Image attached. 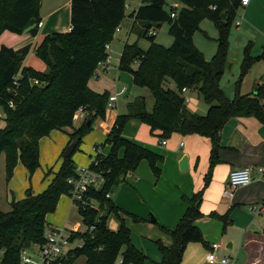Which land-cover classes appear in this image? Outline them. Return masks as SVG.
<instances>
[{"label": "trees", "instance_id": "16d2710c", "mask_svg": "<svg viewBox=\"0 0 264 264\" xmlns=\"http://www.w3.org/2000/svg\"><path fill=\"white\" fill-rule=\"evenodd\" d=\"M168 1L141 0L132 14L130 33L147 40L149 47L143 50L136 42L126 43L118 69L131 74L135 87L149 90L152 108L147 110L144 98L137 97L126 105V113L115 117L103 143L109 147V153L97 154L89 165L92 171L103 177L104 183L98 190L89 189L85 196L88 203L93 199L107 213H114L119 218L121 210L110 200L109 193L123 183L141 161H146L155 178H159L158 164L163 161L162 156L123 137L129 120L148 126L150 134L158 132L155 136L162 141L172 134L209 139V167L203 177V187L191 197H182L186 209L173 229L159 226L171 239V245L164 246L160 240L156 241L161 255L156 264H179L189 243H204L195 223L203 217L200 212L203 193L210 183L213 168L220 163L219 132L224 124L237 117H255L264 123L263 87H257L253 97L239 93V84L252 63L264 58V45L258 58L250 57L245 51L233 99H228L219 85L227 64L229 32L240 8V0H173L181 8L166 11ZM125 2L71 0L69 31L45 36L34 49L35 56L45 65L44 71L23 66L29 46L19 50L0 47V105L5 112V117L0 120L4 122L0 128V154H4L7 180L12 177L18 162L32 175L39 168V140L52 131L64 132L73 127L74 113L79 108L86 113L84 123L68 134L67 145H73L72 153L64 158L67 147L64 149L62 163L47 189L38 194L26 190L23 199L12 200L9 212H0V264H19L22 250L41 244L48 228L46 216L55 211L60 196H70L72 186L67 180L77 178L78 169L72 155L79 150L82 138L91 131L92 123L97 118L104 119L109 98L108 92H93L88 82L98 63L108 57L106 47L125 18ZM40 7L41 0H0V35L5 31L22 35L24 29L36 24V28L29 32L35 37L41 22ZM173 12L175 16L171 18ZM206 19L218 31L217 50L210 61L204 59L192 40L200 23ZM163 23L168 24V33L173 38L169 47L155 42L154 30ZM134 62H138L136 70L131 69ZM33 80L40 84L33 85ZM169 83L174 84L175 90L167 88ZM182 88L198 91L208 106L205 115L187 109L180 93ZM10 99L14 108L6 105ZM87 120H90L89 126ZM73 204L84 224L93 230L91 234H81L82 247L71 250L66 261L61 260L58 264H73L78 257L84 258V264L143 263L145 256L131 245L129 230L123 222L117 231L112 232L106 227V215L98 216V211L93 208ZM260 206L264 213V197ZM132 217L135 221L140 220ZM208 217L221 221L223 228L228 220L227 215L219 216L214 212ZM119 259L121 263H118Z\"/></svg>", "mask_w": 264, "mask_h": 264}, {"label": "rangeland", "instance_id": "374dc122", "mask_svg": "<svg viewBox=\"0 0 264 264\" xmlns=\"http://www.w3.org/2000/svg\"><path fill=\"white\" fill-rule=\"evenodd\" d=\"M59 1L60 3H66L67 0ZM44 2L45 4L42 9V24L44 26H39L37 36L32 37L29 33H27L26 35H17L10 32H3L7 34V37L2 39L3 33L0 35V47L7 45L14 50H19L25 46H29V52L23 61V66L30 67L34 70H39L42 67L40 60L34 54V49L37 44L40 43V40H42L45 36L49 35V32L48 34H45L46 23L48 21L47 18L44 17V15L46 13L45 10L47 9L48 5L46 4V1ZM140 3L141 0H126L125 19L120 25V32H116L114 34L113 41L111 42L108 50L109 70L105 73L101 69H98L100 75V78L97 80L98 83L95 82L96 80H91V86L95 87L96 89H98V87H103L102 83L104 79L109 85V87L111 86L114 89L115 85V90L117 91L121 90V88L124 87L127 89V92H125V95H122L118 98V101L114 108L110 109L107 108L108 106L106 107V118H97L91 125V131L82 138L81 147L72 155L73 162H78V165L80 167H84L83 165H87L89 161H92L96 153H99L101 155H107L109 153V148H107V145H103L104 138L103 135L100 133L99 128V123L101 124L107 121L108 114H123L125 112V105H127L137 97L144 98L147 110L150 111L152 108L153 99L149 90L145 88L135 87L133 83L130 84L129 78H131V74L128 72H124L127 75L125 74L120 81H117V77L119 76V74L117 72L118 69L114 66H117L119 56L122 53L123 47L126 43L133 44L136 42L138 47L143 50H146L149 47V42L147 40L138 38L135 33H130L131 23L129 15L140 6ZM171 7L178 11L181 8V5L177 2H174L173 0H169L168 5L165 7V10L169 11ZM240 11L241 9L239 8L235 20L239 19ZM51 19H53V21L55 22V28L53 31H55L56 33L68 32L67 27L69 26L68 24L70 21V12L67 11L66 7H64L61 11L53 15ZM234 22L231 27L232 36L237 32H242L244 27V24H242L238 29H236ZM154 33L155 42L157 44L163 47H169L172 44L173 38L168 33L167 23H163L159 29L154 30ZM22 36H27L24 43L21 41L18 42L19 37ZM230 37L228 38L229 45L227 50V64L224 73L221 77L220 85H222L223 90L229 95V98L233 99L236 93V84L239 81L240 77L241 62L240 65H238V58L241 54V51H243V46L237 44L234 45L233 39H230ZM217 39L218 31L216 30L214 25L207 19L203 20L200 23L199 31L195 32L192 38L193 45L200 53H202L206 61H210L216 53ZM258 52H260L259 47L256 50L254 48V50L252 51V53ZM230 64L232 66L231 68H228ZM131 69H137V64L135 62L131 65ZM39 84L40 83L38 82V85ZM167 88L175 90V86L173 83H169L167 85ZM186 95L187 97H189L190 100V102L186 104V107L190 110L196 109V111H199L198 113H202L197 115H205V105L198 91L194 89L191 93H188ZM84 121L85 119L75 118L73 121V127L66 128L64 132H59L60 134L56 132L53 135H48L47 137L49 140H42L39 145V168L36 169L32 175H30L27 170L22 166V164L18 162L13 170L12 177L10 178V180H7L4 166V154H0V212H9L11 210L10 203L12 202V200L18 201L23 199L26 190L30 189L32 193L38 194L47 189L50 181L53 178L54 173L58 171L62 163V153L64 149L68 147V145H66L63 150H58V154H56L57 149L55 147V144L58 141L56 139V142L53 143L51 141V138H54L57 134H59V136L67 137L66 140H68V134H71L74 129H78L84 123ZM133 122L136 125H133L132 123H128V126L125 125L127 126L126 128H124L126 129L125 134L135 133L134 135H137L138 138H136L137 140H129H132L133 142L159 155H161V151L165 149V145L167 143L172 144L174 140L173 137L165 139L164 141L166 142V144L162 145V140L158 139L157 137L151 136L148 128L144 124L140 123L137 120H134ZM3 126L4 122L1 121L0 128H3ZM186 140L187 139L180 137L178 139V144L181 142H186ZM97 146L102 147V149L97 150L95 148ZM92 149H96L97 152H93ZM182 149L183 148H180V151ZM121 155L122 151L119 152V156ZM164 161H166V159ZM75 165L77 168H80L79 166H77L76 163ZM147 166L148 172L152 177L151 184H149L148 192L143 191L141 188L140 190H138L137 188H132V186L134 187V181L131 180L130 177H128L123 183L118 185L112 192L109 193V196L111 197L110 200L114 203L115 194H117L122 184H124V188H127L128 190V193L126 195L122 194L123 205L121 206H123L125 209L122 207L119 208L114 203V205L121 210L119 213V218H117L114 213H107L106 209H103L101 206H99V204L93 199L89 202L88 207L97 210L99 213L98 216H107L106 227L112 232L117 231L121 222H123L125 227L129 230L131 245L140 252H142V254L145 256V259L142 264H156L161 260V255L158 251L156 241H164L166 239L165 237L167 236L159 228V226H161V222L158 220L156 214L158 212L156 209L161 210V204L165 203L166 201L172 200L174 197V193H172V195L168 193L166 196H164V198L161 197V186L163 187L162 190H164L165 188L167 190H170L171 186L169 183L171 182L169 180H166L167 182H161L160 180V182L156 184L157 180L153 175L149 165ZM87 167L88 166H85V168ZM159 167L161 170V163ZM165 176L167 179H172L171 176H169L167 173H165ZM183 194L188 197V193L183 192ZM182 197L183 196H181V200ZM241 203L251 204L244 205ZM241 203L237 206L234 204L233 209L230 211H224V214L228 215L231 220H233V213L235 212V224H233V226L231 224L227 226L225 234H223V228L219 221H215L216 224L214 225L210 224L202 226L208 234H212V237L214 238L213 241L222 246L218 251V254L215 253V256L218 259L224 257L229 258L231 262H234V264H246L247 256L244 248L242 247L244 232L253 234L255 231H257L259 235H262V230L264 229V214L259 211L258 204L249 201H244ZM149 205H151V207H155V210H152ZM143 207H145L146 209L142 210ZM254 207L256 208V210L251 209ZM132 211H139L140 213L144 214L143 218L138 217L139 215L133 213ZM132 216H136L140 218V220L135 221ZM46 218L47 221L55 227L64 228L67 231H71V233L73 234L72 238L74 242L77 245H80L79 248L82 247V238H80V235L86 232H89L91 234L93 230L92 227H87L84 224L82 217L78 213V208L73 204V198L70 196H60L55 211L51 214H48ZM151 218H154L156 222H152ZM174 227L175 226H173V228ZM229 242L232 244L231 249L226 248V245ZM34 246L35 245H33L31 248H33ZM206 254H208V249H205L200 243L196 245L194 243L186 249L185 253L183 252L182 260L179 264H208L205 261ZM262 256L264 257V254ZM73 264H84V258L78 257Z\"/></svg>", "mask_w": 264, "mask_h": 264}, {"label": "crops", "instance_id": "0c3cea01", "mask_svg": "<svg viewBox=\"0 0 264 264\" xmlns=\"http://www.w3.org/2000/svg\"><path fill=\"white\" fill-rule=\"evenodd\" d=\"M44 1H46V4L48 5L47 9L45 10L46 13L44 15V17L47 18V21H48L46 23L45 34L46 33L48 34V32L49 34L56 33L55 31H53L55 28V22L51 18L53 15L61 11L64 7H66L67 11L70 12V1L71 0H67L66 3H63V2L60 3L59 0H41V7H40V13H39L40 19H41L40 26H44L42 24V21H43L42 9L45 4ZM125 8H126V4H125ZM135 11L136 9L129 15V19L131 23L130 28L133 23L132 14ZM236 21L240 23L238 27L235 26L236 29H238L242 24H244L243 30L242 32H237L232 36L231 29H230L229 37L231 36L230 39H233L234 45L237 44V45L243 46V51H241V54L238 58L239 60L238 65H240V62H242V59L244 57L245 51L252 58H258L262 54V51H263L262 47L264 45V0H251L246 7L241 8V11L239 13V19L235 20V22ZM68 25L69 26L67 27V31H69L70 29V21ZM118 32H120V30ZM2 36H3L2 39H4L7 37V34L3 33ZM26 37L27 36L19 37L18 42L21 41L24 43ZM41 41L42 40H40V42ZM39 44L40 43H38L37 46ZM2 45H5V44H2ZM5 46L9 47L7 45ZM258 47L260 48V52L252 53L254 48L256 50ZM40 63L42 67L41 69L37 71H44L45 66L41 61ZM118 64H119V59L117 62V66L114 65L115 68L117 69H118ZM231 66L232 65L230 64L228 68H231ZM98 69H101L103 72L106 73L109 70V66L107 69L97 68V70H95V73H94V75L97 74V76L93 75V77L88 82V87L93 92L98 93V94L108 92V94L111 95L114 92H119L115 90L116 89L115 85H114V89L111 86L109 87V85L106 83L104 79L102 83L103 87H98V89H96L95 87L91 86V80H96L95 82L98 83L97 80L100 78ZM117 72L119 74V76L117 77V81H120L126 73L119 71V69L117 70ZM130 77L131 78H129L128 76L130 80V84H132V76ZM259 86L263 87L264 89V58L257 59L256 61L252 63L250 69L247 71V73L242 78L239 84V93L241 95H250L253 97L256 95L257 87ZM220 88L228 99H232V98H229V95L223 90L222 85H220ZM126 90L127 89L125 88V92H127ZM192 91L193 90H186L183 96L187 97L186 94L191 93ZM122 95H125V93L117 97L115 105L118 101V98ZM262 102H264V90H263ZM204 105L206 109L205 112H207L208 106L205 103ZM187 109L192 113L202 114V113H198L199 111H196V109H192V110H190L189 108ZM126 111L127 110H126V105H125L124 113H126ZM116 116L117 115L108 114L107 121L101 124L99 123L100 133L103 135L104 140H105L106 135L109 133L110 128L112 127ZM133 121L134 120H129L126 123V125L128 126V123L129 124L132 123L133 125H136ZM127 126H125V128ZM146 127L149 130V127L148 126ZM56 132L59 133L60 131H52L50 132L49 135H53ZM125 133H126V129H124L123 131V137L125 138L132 139V140H135L136 138H138L137 135H134L135 133H131L132 135L130 133L128 134H125ZM59 134L55 136L56 138L54 137L55 139L51 138V141L53 143L56 142L55 141L56 139L58 141L55 144V147L57 149L56 154H58V150H63L69 141V138L68 140H66L67 137L59 136ZM157 134L158 132H154L153 134H150V135L153 137H156L155 135ZM171 137H173L174 139L172 144L167 143L165 145V149L161 151V156L163 158V161L161 162V173H160L159 178L156 179L157 180L156 184H158L160 180L161 182L166 181V180H169L171 182L169 183L171 186L170 190H167L166 188L162 190L163 187L161 186V197L164 198V196H166L168 193H170L171 195L172 193H174V197L172 200L166 201L165 203L161 204V210L156 209L157 212L159 213V214L156 213L158 220L161 222V226L165 228H173V226H176V224L179 222L180 218L184 214L186 205L181 200V196H185L183 192L188 193V197H191L193 193L198 192L203 187V184H204L203 177L207 173V170L209 167V155H210V148H211L209 139L200 137L198 135L182 136L179 134H172ZM180 137L187 139L186 142H181L182 143L181 146H180V143L178 144V139ZM43 139H45V141L49 140L48 137H43L39 140V145ZM219 145H220V149L218 151V158L220 160V163L217 164L213 168L210 183L203 193V199H202V203L200 206V212L203 214V217L199 219L198 221H196L195 223V225L198 227V229L200 230L202 234V238L204 242L200 244L205 249H208V252L211 250V245L217 244V243L213 241L214 238L212 237V234H208L203 229L202 226L203 225L206 226L210 224L214 225L216 224L215 221H219L217 219L209 218L208 215L210 213L214 212L219 216H225L224 214L225 210L230 211L233 209L234 204L237 206V205H240V203L244 201L253 202V203L258 204L259 206L262 198L264 197V175L260 174L258 171L259 168H262L264 170V123H261L255 117L232 118L224 124L221 131L219 132ZM107 148L109 147L107 146ZM180 148H183V149L180 151ZM98 149L101 150L102 147H99ZM92 150L93 152L94 151L97 152L96 149H92ZM97 154L99 153H96V155ZM183 156L187 157V168L184 171H180L179 161L181 160ZM39 157H40V148H39ZM165 159L166 161H164ZM92 161H89V162L91 163ZM89 162L87 163V165H83V166L89 167L90 165ZM74 163H76L77 166H79L78 162H74ZM147 165L148 164L146 162L141 161L138 168L133 173H131L130 175L126 177V178L130 177L131 180L134 181L133 183L134 187L132 186V188L134 189L137 188L138 190H140L141 188L143 191L148 192L149 184H151L152 177L148 172ZM159 165L160 163L158 164V167ZM242 167L250 168L251 175H252L251 183L245 187L238 188L232 191V196L230 198L223 197V192L229 190V187H228L229 173L233 170L240 169ZM165 173L171 176L172 179H167L165 176ZM123 185L124 184H122L121 187ZM121 187L119 188L117 194H115L114 203L119 208L121 207L124 208L123 206H121L123 205L122 194L126 195L128 193L127 192L128 190L127 188H124V186L122 188ZM109 198L111 199L110 196ZM241 204L246 205V204H251V203H241ZM149 207L152 210H155V207H151V205H149ZM145 209H146L145 207L142 208V210H145ZM132 212L139 215V216L138 215L136 216L143 218L144 214L140 213L139 211H132ZM260 212L263 213V211H260ZM234 214L235 212L233 213V220H231L230 217L227 215L228 220L224 228H223L222 222L219 221L223 228V234H225V230L227 226H229L230 224L233 226V224H235ZM46 222L48 223V226H47L48 228L55 227L54 225L50 224V222L47 221V218H46ZM154 222H156V220ZM165 238L166 239L164 241L160 240L161 243L164 246H170L171 239L168 236H166ZM162 241L165 243H163ZM242 242H243L242 247L244 248L246 252V256H247L246 264H264V257L262 256L264 254V229L262 230V235H259L257 231H255L253 234L244 232ZM193 244L194 243H189L186 246L185 251L190 245H193ZM196 244H199V243H195V245ZM221 247L222 246L220 245L219 249L215 253L218 254V251L220 250ZM231 247H232V244L229 242L226 245V248L231 249Z\"/></svg>", "mask_w": 264, "mask_h": 264}, {"label": "built area", "instance_id": "2783aa9c", "mask_svg": "<svg viewBox=\"0 0 264 264\" xmlns=\"http://www.w3.org/2000/svg\"><path fill=\"white\" fill-rule=\"evenodd\" d=\"M250 1L251 0H240V9L246 7ZM174 16H175L174 12L170 14L171 18H174ZM234 24L236 27H238L240 23L236 21ZM119 30L120 27H117L115 32H118ZM108 50H109V46L106 47L107 54H108ZM135 63L138 66V62ZM108 66H109V55L104 61L98 63L97 68L107 69ZM94 76H97V74H95ZM17 78L18 76L13 78L14 84L16 83ZM32 84L38 85V81L33 80ZM8 91H11L10 88L8 89ZM185 91L186 89L182 88L180 93L182 95L184 103L187 104L189 102V98L183 96ZM124 93H125V88H121L119 92H114L113 94L109 95L107 108L110 109L114 108L117 97ZM14 95H16L15 92ZM6 105L8 106V108H14L13 100L12 99L8 100L6 102ZM4 117H5V112L3 111L2 106L0 105V120L3 119ZM85 117H86V113L83 108H79L74 113V119L75 118L85 119ZM161 144L165 145L166 142L163 140ZM181 145L182 143H180V146ZM258 171L260 174L264 175V170L262 168H259ZM76 173H77V178H69L67 180L68 184L72 186V189L70 190V197L73 198V203H78L82 207L89 206V203L85 199L87 191L91 188H93L94 190H98L104 183V179L100 174L92 171L89 167L78 168ZM251 181H252V175L250 168L242 167L240 169L231 171L228 176L229 190L223 192V197L230 198L232 196V191L249 185ZM251 209L256 210L255 207ZM258 209L259 211H262L260 205L258 206ZM72 237L73 234L71 233V231H67L64 228H58V227L46 228L44 231V240L41 244H37L33 248L24 249L20 252L19 264H58L61 260L67 259L68 253L71 250L80 247V245H77L74 242ZM219 247H220L219 244H212L211 250L205 256V261L208 264H234V262H231L229 258L224 257L218 259L215 256V252L219 249ZM121 262L122 261L119 259L118 263Z\"/></svg>", "mask_w": 264, "mask_h": 264}, {"label": "water", "instance_id": "95a60500", "mask_svg": "<svg viewBox=\"0 0 264 264\" xmlns=\"http://www.w3.org/2000/svg\"><path fill=\"white\" fill-rule=\"evenodd\" d=\"M34 28H36V24H33V25L27 27L26 29H24L23 33H24V34H27V33H29V32H30L32 29H34ZM86 125H87V126L90 125V120H87ZM72 150H73V145L70 144V145L66 148V150L64 151V153H63V157H64V158L69 157V156L71 155V153H72ZM186 168H187V157H186V156H183V157L181 158V160L179 161V169H180V171H184ZM151 221L154 222V221H155L154 218H151Z\"/></svg>", "mask_w": 264, "mask_h": 264}]
</instances>
